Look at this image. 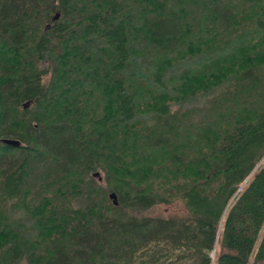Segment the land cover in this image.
<instances>
[{
	"label": "trees",
	"instance_id": "16d2710c",
	"mask_svg": "<svg viewBox=\"0 0 264 264\" xmlns=\"http://www.w3.org/2000/svg\"><path fill=\"white\" fill-rule=\"evenodd\" d=\"M0 264H264V0H0Z\"/></svg>",
	"mask_w": 264,
	"mask_h": 264
},
{
	"label": "water",
	"instance_id": "95a60500",
	"mask_svg": "<svg viewBox=\"0 0 264 264\" xmlns=\"http://www.w3.org/2000/svg\"><path fill=\"white\" fill-rule=\"evenodd\" d=\"M2 142L3 143H6V144H12V145H17L18 144V141L17 140H13V139H8V138H4L2 139ZM109 197L112 199L113 203L114 204H117V201H116V197H115V194L114 192H111L109 194ZM214 254V253H213ZM212 254V255H213Z\"/></svg>",
	"mask_w": 264,
	"mask_h": 264
},
{
	"label": "rangeland",
	"instance_id": "374dc122",
	"mask_svg": "<svg viewBox=\"0 0 264 264\" xmlns=\"http://www.w3.org/2000/svg\"><path fill=\"white\" fill-rule=\"evenodd\" d=\"M172 210V208L171 207H169V211H171ZM212 257L214 256V254L213 255H211Z\"/></svg>",
	"mask_w": 264,
	"mask_h": 264
}]
</instances>
